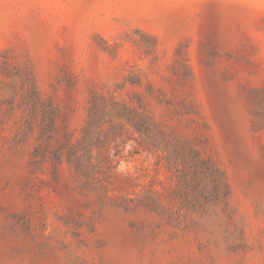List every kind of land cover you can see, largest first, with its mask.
<instances>
[{
    "label": "rangeland",
    "instance_id": "obj_1",
    "mask_svg": "<svg viewBox=\"0 0 264 264\" xmlns=\"http://www.w3.org/2000/svg\"><path fill=\"white\" fill-rule=\"evenodd\" d=\"M0 264H264V0H0Z\"/></svg>",
    "mask_w": 264,
    "mask_h": 264
}]
</instances>
